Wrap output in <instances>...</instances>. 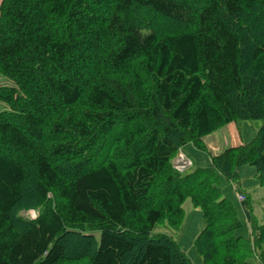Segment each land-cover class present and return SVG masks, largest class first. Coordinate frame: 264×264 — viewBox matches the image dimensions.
Listing matches in <instances>:
<instances>
[{
	"label": "trees",
	"instance_id": "1",
	"mask_svg": "<svg viewBox=\"0 0 264 264\" xmlns=\"http://www.w3.org/2000/svg\"><path fill=\"white\" fill-rule=\"evenodd\" d=\"M0 74V264H193L154 234L188 200L203 264H264L221 190L244 166L264 186V0H4ZM244 119L251 142L175 170Z\"/></svg>",
	"mask_w": 264,
	"mask_h": 264
},
{
	"label": "rangeland",
	"instance_id": "2",
	"mask_svg": "<svg viewBox=\"0 0 264 264\" xmlns=\"http://www.w3.org/2000/svg\"><path fill=\"white\" fill-rule=\"evenodd\" d=\"M0 86L12 87L14 82L5 78L0 74ZM234 105L240 117L242 112L239 106L237 92L232 95ZM9 110L5 103L0 102V113ZM242 119V118H241ZM237 127L241 132L244 142H251L262 127L261 121L240 120L237 122ZM193 162V168H207L210 166V153L202 152L195 149L193 145H189L181 151ZM177 157L173 163L180 159ZM178 159V160H177ZM175 170H180L175 167ZM193 169H188L187 173ZM221 190L223 197L232 201L236 206L239 218L242 221V228L237 232L238 236L249 238L251 234V223L255 219L260 225L264 224V186H261L257 179L256 168L252 166H244L239 170V179L237 183H231L226 180L222 181ZM245 196L247 201L241 202L240 197ZM186 218L183 226L178 231H173L168 226H159L154 234H166L172 236L182 247L183 251L192 260L193 264H203L202 257L198 254L195 241L199 236L203 227V213L201 209L195 208L191 200L184 204ZM30 217H35V213L28 214ZM99 235V234H98Z\"/></svg>",
	"mask_w": 264,
	"mask_h": 264
},
{
	"label": "crops",
	"instance_id": "3",
	"mask_svg": "<svg viewBox=\"0 0 264 264\" xmlns=\"http://www.w3.org/2000/svg\"><path fill=\"white\" fill-rule=\"evenodd\" d=\"M4 0H0V7ZM204 143L208 149V152L212 156H218L225 150L231 147H235L247 142H244V138L239 131L236 124H231L216 133L207 136L204 139ZM195 148V147H194ZM186 155V154H185ZM210 159V156H209Z\"/></svg>",
	"mask_w": 264,
	"mask_h": 264
},
{
	"label": "built area",
	"instance_id": "4",
	"mask_svg": "<svg viewBox=\"0 0 264 264\" xmlns=\"http://www.w3.org/2000/svg\"><path fill=\"white\" fill-rule=\"evenodd\" d=\"M177 168L182 172L184 170H186L189 166H190V162L185 159V158H180L178 161H177ZM241 200L243 201L244 198L241 197Z\"/></svg>",
	"mask_w": 264,
	"mask_h": 264
}]
</instances>
